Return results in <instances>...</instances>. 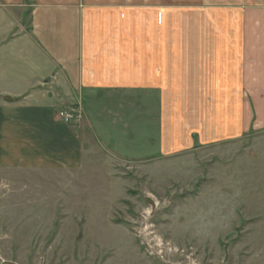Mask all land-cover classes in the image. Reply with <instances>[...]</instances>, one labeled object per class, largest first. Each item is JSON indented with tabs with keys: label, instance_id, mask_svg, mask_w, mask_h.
I'll return each mask as SVG.
<instances>
[{
	"label": "crops",
	"instance_id": "crops-1",
	"mask_svg": "<svg viewBox=\"0 0 264 264\" xmlns=\"http://www.w3.org/2000/svg\"><path fill=\"white\" fill-rule=\"evenodd\" d=\"M73 106L81 119L61 122ZM143 106L157 142L142 158ZM251 127L264 129V0H0L1 166L71 171L97 148L160 159Z\"/></svg>",
	"mask_w": 264,
	"mask_h": 264
},
{
	"label": "rangeland",
	"instance_id": "rangeland-1",
	"mask_svg": "<svg viewBox=\"0 0 264 264\" xmlns=\"http://www.w3.org/2000/svg\"><path fill=\"white\" fill-rule=\"evenodd\" d=\"M149 116L131 136L142 158ZM251 131L160 159L96 147L71 171L0 165V264H264V129Z\"/></svg>",
	"mask_w": 264,
	"mask_h": 264
},
{
	"label": "built area",
	"instance_id": "built-area-1",
	"mask_svg": "<svg viewBox=\"0 0 264 264\" xmlns=\"http://www.w3.org/2000/svg\"><path fill=\"white\" fill-rule=\"evenodd\" d=\"M59 120L66 124H76L81 119V110L79 107H67L57 112Z\"/></svg>",
	"mask_w": 264,
	"mask_h": 264
}]
</instances>
